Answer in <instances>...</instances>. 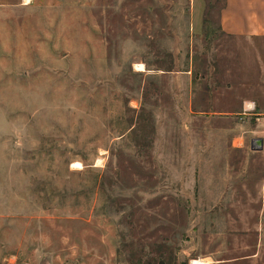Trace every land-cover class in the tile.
<instances>
[{"label": "rangeland", "instance_id": "obj_1", "mask_svg": "<svg viewBox=\"0 0 264 264\" xmlns=\"http://www.w3.org/2000/svg\"><path fill=\"white\" fill-rule=\"evenodd\" d=\"M222 5L0 0V264H264V36Z\"/></svg>", "mask_w": 264, "mask_h": 264}, {"label": "crops", "instance_id": "obj_2", "mask_svg": "<svg viewBox=\"0 0 264 264\" xmlns=\"http://www.w3.org/2000/svg\"><path fill=\"white\" fill-rule=\"evenodd\" d=\"M218 26L229 35L264 36V0H223Z\"/></svg>", "mask_w": 264, "mask_h": 264}, {"label": "bare ground", "instance_id": "obj_3", "mask_svg": "<svg viewBox=\"0 0 264 264\" xmlns=\"http://www.w3.org/2000/svg\"><path fill=\"white\" fill-rule=\"evenodd\" d=\"M135 67H136V69H139V70L143 69L142 64H136ZM73 165L78 167L80 164L75 163ZM190 264H208V262L205 259L197 258V259H192Z\"/></svg>", "mask_w": 264, "mask_h": 264}, {"label": "water", "instance_id": "obj_4", "mask_svg": "<svg viewBox=\"0 0 264 264\" xmlns=\"http://www.w3.org/2000/svg\"><path fill=\"white\" fill-rule=\"evenodd\" d=\"M262 143H263L262 138H257L251 142V148L258 149V150L262 149Z\"/></svg>", "mask_w": 264, "mask_h": 264}]
</instances>
